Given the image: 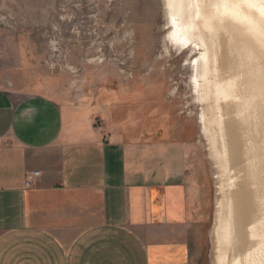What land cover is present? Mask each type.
<instances>
[{
	"label": "crops",
	"instance_id": "obj_1",
	"mask_svg": "<svg viewBox=\"0 0 264 264\" xmlns=\"http://www.w3.org/2000/svg\"><path fill=\"white\" fill-rule=\"evenodd\" d=\"M21 82L0 77V264H201L186 180L101 110Z\"/></svg>",
	"mask_w": 264,
	"mask_h": 264
},
{
	"label": "rangeland",
	"instance_id": "obj_2",
	"mask_svg": "<svg viewBox=\"0 0 264 264\" xmlns=\"http://www.w3.org/2000/svg\"><path fill=\"white\" fill-rule=\"evenodd\" d=\"M167 20L164 0H0V77L101 110L96 123L146 145L189 185L201 264H221L203 81L193 82L202 51L172 45Z\"/></svg>",
	"mask_w": 264,
	"mask_h": 264
},
{
	"label": "bare ground",
	"instance_id": "obj_3",
	"mask_svg": "<svg viewBox=\"0 0 264 264\" xmlns=\"http://www.w3.org/2000/svg\"><path fill=\"white\" fill-rule=\"evenodd\" d=\"M164 1L170 43L202 51L193 82L219 187V259L264 264V0Z\"/></svg>",
	"mask_w": 264,
	"mask_h": 264
},
{
	"label": "built area",
	"instance_id": "obj_4",
	"mask_svg": "<svg viewBox=\"0 0 264 264\" xmlns=\"http://www.w3.org/2000/svg\"><path fill=\"white\" fill-rule=\"evenodd\" d=\"M37 174H39L38 171L35 172V173H33V174H30V175L28 176L29 182L32 181V178H33L34 176H37Z\"/></svg>",
	"mask_w": 264,
	"mask_h": 264
}]
</instances>
